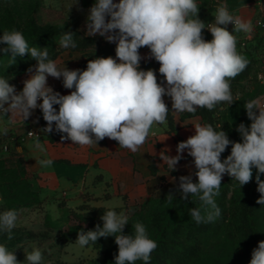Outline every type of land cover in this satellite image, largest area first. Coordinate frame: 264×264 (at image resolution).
I'll list each match as a JSON object with an SVG mask.
<instances>
[{
	"label": "clouds",
	"instance_id": "obj_1",
	"mask_svg": "<svg viewBox=\"0 0 264 264\" xmlns=\"http://www.w3.org/2000/svg\"><path fill=\"white\" fill-rule=\"evenodd\" d=\"M199 9L197 0H96L89 9L86 35H99L115 43L116 58L91 59L84 70L69 69L65 64L58 66L49 58L47 47H29L22 32L5 30L0 44L6 47L0 48V53L9 57V66L15 64L17 56L26 54L36 64L27 70L29 78L23 81L24 87L19 92L9 79L0 77V115L15 114L25 122L39 108L46 121L43 129L46 133L55 130L62 134V140L70 139L81 146H97L108 138L135 153L150 135H155L154 125L167 123L170 111L165 96L171 98V112L177 115L195 113L199 108L209 111L223 105L229 108L237 101L231 81L250 63L238 51L236 34L250 35L254 25L251 19L233 14L227 3L218 4L212 14L214 22L208 24L199 19ZM229 24L234 26L232 32L227 30ZM204 29L211 33V41L205 40ZM75 36L73 32H64L59 46L76 48ZM142 47H147L150 58L159 63L158 71L164 83H158L153 69H141ZM48 77L62 78L63 87L72 90L70 94L54 91L48 85ZM243 107L251 124L240 123L236 128L240 142L230 140L222 126L216 130L210 123H196L195 134L178 142L175 156L160 155L171 172L177 171L185 150L193 158L197 182H193L192 174L180 176L178 192L182 200L197 196L202 208L210 207L213 211L207 214L208 222L221 215L214 197L220 194L225 174L241 189L252 181L256 169L255 182L260 193L257 203L264 205V180L260 178L264 174V95L247 101ZM3 132L6 134L7 128ZM229 146L230 155L222 160V153ZM40 163L50 166L52 160ZM167 197L174 198L171 193ZM131 212V209L107 210L101 216L103 226L97 224L95 230L88 231L81 229L75 242L85 247L90 242L96 244L101 237L114 236L118 245L115 264L137 261L150 264L158 243L139 221L132 225V234H124ZM189 212L197 223L205 221L201 209L191 208ZM17 219L15 209L0 212V232L6 233L9 241L13 239L12 229ZM24 253L22 264H45L39 247ZM0 264H21L15 251L4 243H0ZM249 264H264V241L253 249Z\"/></svg>",
	"mask_w": 264,
	"mask_h": 264
},
{
	"label": "rangeland",
	"instance_id": "obj_2",
	"mask_svg": "<svg viewBox=\"0 0 264 264\" xmlns=\"http://www.w3.org/2000/svg\"><path fill=\"white\" fill-rule=\"evenodd\" d=\"M236 0H197L200 5V20L204 16H211L215 13L219 3H227L228 7ZM244 3L246 0H238ZM0 0V36L5 30H18L23 33L27 41L33 34L53 35V37L42 43H32L28 41L29 47L38 46L58 47L62 49L60 56L70 53L69 49L59 46V40L64 32H73L76 38H91L86 35V21L89 15L90 0ZM231 3V4H230ZM204 21L206 18L203 19ZM214 20L212 15L211 21ZM253 40L257 36L264 37V34L258 31L252 32ZM211 35V33L209 32ZM212 36V35H211ZM207 39V38H206ZM255 45V44H254ZM6 45L0 44V48ZM2 53H0L1 55ZM30 58L29 54L17 56L16 63ZM56 59V60H57ZM14 65V64H13ZM12 66V65H10ZM9 66V57L0 60V77H3L5 70ZM259 71H264V63L260 64ZM10 80V79H9ZM262 80V79H261ZM256 75L248 80H240L236 83L233 91L237 99L232 105H227L218 109L215 117L219 119L217 127L227 134L235 128L237 119L246 114L244 104L257 96L264 95V89L259 85L261 81ZM238 94V95H236ZM245 126H250L251 121L244 122ZM5 134L0 128V163L1 159L7 158L6 152L1 148L7 140ZM241 141V136L238 142ZM226 158L225 152L221 159ZM7 167L16 171V160L7 158ZM13 174V173H12ZM197 177L193 182H197ZM5 182L0 178V212L9 209H15L18 212L16 226L12 229L13 239L8 240L7 234L0 232V243L6 244L9 250L15 251L18 261L25 260L24 250L30 251L33 247H39L43 254L45 264H115V256L118 254V245L115 243V237H107L102 247L94 248L92 245L80 247L75 241L77 233L85 229L86 225L81 219L76 218L68 208L54 205L53 203L42 201L35 189L29 188L26 177L17 170L15 177ZM179 185V183H178ZM178 185L167 189L162 194L154 197V201L149 207V211L160 212L163 216V224L168 229H172L179 222L185 219H193L189 209H201V214L207 215L213 211L209 208H202V202L197 196H191L188 200H182L178 192ZM172 194L174 198L167 197ZM237 199H251L257 205V210L252 219L256 230V237L252 245H258V242L264 241V205L257 203L260 193L257 187L248 183L241 189L237 182L225 174L222 178L220 194L216 197L215 203L219 208L228 210L233 206V197ZM149 211L144 214V219ZM215 228L209 239L204 242L205 250L203 256L195 264H249L252 258L254 248H246L242 237L234 231L232 221H221L218 217L214 220ZM150 238L156 240L157 233L144 220ZM133 229L125 232V235L132 234ZM51 250V254H49Z\"/></svg>",
	"mask_w": 264,
	"mask_h": 264
},
{
	"label": "crops",
	"instance_id": "obj_3",
	"mask_svg": "<svg viewBox=\"0 0 264 264\" xmlns=\"http://www.w3.org/2000/svg\"><path fill=\"white\" fill-rule=\"evenodd\" d=\"M235 11L237 15L251 19L253 25L257 18H264V4L256 5L253 0H246ZM211 17L212 15H206L203 17L206 20L202 21L208 24ZM227 30L232 32L233 27L229 24ZM238 34L245 36L243 33ZM203 36L208 41L213 38L207 29L203 30ZM253 41L252 35L248 43ZM139 52L143 57L140 63H146V69L153 68L150 50L142 47ZM82 56L79 52L67 53L55 61L61 67L65 64L69 69H80ZM256 76L262 79L258 83L264 89V71H259ZM28 78L27 73L8 82L15 85L19 92L24 87L23 81ZM157 80L158 83H164L161 74L157 75ZM48 85L62 95L72 91L63 87L62 78L58 80L48 77ZM163 99L173 117L174 131L169 133L168 120L164 125H154L152 130L155 135H150L135 153L119 147L117 141L108 138L100 141L97 146L74 144L70 139L62 140V134L55 130L42 137L28 138L26 133L31 126L46 123L39 108L25 122L15 114L0 115V128L2 131L7 128L5 145L11 147L22 159L26 171L32 175V187L42 201L68 208L83 216L89 212L84 207L104 208L106 211L115 209L117 212H128L131 209V218L141 205L150 202L167 189L176 187L180 176L192 174L196 178L194 173L197 170L187 150L174 172H171L160 155L165 153L175 156L178 144L176 139L185 141L194 135V124H203L202 119L199 115L184 117L186 112L178 115L172 113L171 98L165 96ZM55 107L58 110L59 106ZM53 128L55 129V125ZM48 159L52 160L50 166L41 165L40 161Z\"/></svg>",
	"mask_w": 264,
	"mask_h": 264
},
{
	"label": "trees",
	"instance_id": "obj_4",
	"mask_svg": "<svg viewBox=\"0 0 264 264\" xmlns=\"http://www.w3.org/2000/svg\"><path fill=\"white\" fill-rule=\"evenodd\" d=\"M96 2V0H90V8ZM231 4V3H230ZM243 3L241 1H234L230 5L232 9H235L241 6ZM200 19V17H199ZM53 35H40L33 34L28 41L32 43H42L49 41ZM77 47L76 48H68V52H79L82 53V60L79 63L80 69L84 70L87 67V63L91 59H95L97 57H113L116 58L115 43H109L105 40V38L96 35L91 38H76L74 37ZM206 40V39H205ZM208 41V40H207ZM255 44V45H254ZM49 58L52 60H56L62 49L52 46L48 47ZM239 52L244 54L250 61L247 69L237 76L234 80L231 81V89L232 92L235 89V85L238 81L244 79L245 81L251 78L253 75H257L259 72L260 64L264 63V37L257 36L252 43H248L246 47L239 49ZM10 55V53H9ZM8 56L3 53L0 55V60L7 59ZM36 61L30 58L23 60L22 62L16 63L5 70L3 73V77L10 80H16L17 78L27 74V70L34 66ZM148 65L146 63H140V67L142 70L146 69ZM159 63L153 59V69L157 76V71L159 68ZM225 106V105H223ZM221 106V107H223ZM209 111L206 108H199L195 113H184L185 116L199 115L202 119L203 124H211L216 130H220L217 127V123L219 119L215 117V113L219 108ZM169 124V133L174 131V122L171 114H168L167 117ZM248 119L247 114H242L236 121V127L231 129L228 132V138L232 141L238 142L240 139V134L236 131V128L240 123L246 122ZM177 143L181 142L180 139H176ZM231 146H229L225 151V156L230 155ZM7 158H14L16 160V166L18 169L16 171L7 167V158L1 159L0 163V178L4 179L5 182H11L13 177L16 176L17 170L24 177L27 178L29 183V188H32L31 179L32 175H30L23 164L22 159L16 155L14 151L11 150V147L8 146ZM13 173V174H12ZM257 172L256 169H253V179L251 182L257 187L255 182V176ZM261 180H264V174H260ZM37 193V192H36ZM38 194V193H37ZM39 196V195H38ZM154 199L150 202L141 205L138 211L129 218V224L125 226L124 231L127 232L132 228V225L139 221L143 222L147 220L149 226L155 230L157 233L156 242L158 243V247L151 254L150 264H195L202 256L205 250L204 242L209 239L214 231L215 222L214 220L211 222L207 221V215L202 214L205 217V221L201 223H197L193 219H185L184 221L179 222L172 229H168L163 224V216L160 212L157 211H149V207L153 203ZM233 206L230 209L225 210L220 208L221 215L218 217L221 221H232L234 231L238 233L243 241L244 245L248 248H256L258 245H252L254 243L256 237V230L254 228L253 215L257 210L256 203L251 199H237L235 196L232 199ZM89 210L88 213L83 215H78L72 211L73 215L76 218L81 219L83 223H85L86 227L83 228L84 231L95 230V226L99 224L101 227L103 226V221L101 220V216L106 210L104 208H85ZM149 211L147 217L144 219V214ZM106 238L101 237L98 239L96 244L90 242L89 245H92L94 248L99 249L102 247V243ZM136 264H143L142 261H137Z\"/></svg>",
	"mask_w": 264,
	"mask_h": 264
},
{
	"label": "built area",
	"instance_id": "obj_5",
	"mask_svg": "<svg viewBox=\"0 0 264 264\" xmlns=\"http://www.w3.org/2000/svg\"><path fill=\"white\" fill-rule=\"evenodd\" d=\"M253 1H254V3L256 5H263L264 4V0H253ZM229 10L233 14H236L237 15L235 9H230L229 8ZM212 22H214V20L213 21H210L209 23H212ZM230 25L234 28V26L232 24H230ZM254 29L257 30V31H260L262 34H264V18H257L254 21ZM236 35H237V38H238V45H237L238 50L246 47V45L248 44L249 40L252 37V33L250 35H247V36L246 35L245 36H241L239 34H236ZM157 75H160V73H159L158 70H157ZM38 102H41V101H38ZM45 127H46V123L45 122H41L39 124H36V125L31 126L29 128V130L27 131V133H26V137H28V138H38V137H42L43 135L47 134L43 130ZM1 150H2V152H6L7 153L8 146L7 145H4L1 148Z\"/></svg>",
	"mask_w": 264,
	"mask_h": 264
}]
</instances>
